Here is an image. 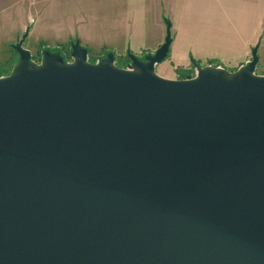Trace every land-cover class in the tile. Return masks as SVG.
Returning a JSON list of instances; mask_svg holds the SVG:
<instances>
[{"label": "water", "instance_id": "1", "mask_svg": "<svg viewBox=\"0 0 264 264\" xmlns=\"http://www.w3.org/2000/svg\"><path fill=\"white\" fill-rule=\"evenodd\" d=\"M47 49L0 77V264H264V75Z\"/></svg>", "mask_w": 264, "mask_h": 264}, {"label": "rangeland", "instance_id": "2", "mask_svg": "<svg viewBox=\"0 0 264 264\" xmlns=\"http://www.w3.org/2000/svg\"><path fill=\"white\" fill-rule=\"evenodd\" d=\"M190 5L187 0L177 1L171 10L166 3L163 11H147L142 20H137L136 14L142 15L143 11H135V5L123 18L117 17L120 13L112 17L118 4L97 0H0V77L9 75L19 64L20 54L13 44L22 38L36 63H41L47 49L60 51L65 60L72 62V44L79 40L89 51V62L97 63L113 52L116 65L129 68L133 63L130 53L144 59L165 41L166 18L173 23L174 39L168 56L157 65L161 76L194 77L197 73L194 59L202 66H223L234 71L252 59V48L256 45L260 56L256 74L264 75L262 35L257 38L249 35L253 27L248 23L237 27L234 20L227 19L219 20L227 24L224 27L218 25L213 30L206 27L202 29L204 35L192 36L191 26L198 29L199 19L188 17ZM198 5L193 3L191 7L197 9Z\"/></svg>", "mask_w": 264, "mask_h": 264}, {"label": "crops", "instance_id": "3", "mask_svg": "<svg viewBox=\"0 0 264 264\" xmlns=\"http://www.w3.org/2000/svg\"><path fill=\"white\" fill-rule=\"evenodd\" d=\"M102 1L103 3H111L114 6L118 4V9L114 8L112 12L115 16L116 13L118 16L125 18L127 15H124L135 5V11H143L142 15H137L136 18L141 19L144 17V13L147 11H156L160 12L165 9L167 3L168 8L171 10L175 8L176 2H184L185 0H97ZM188 3H198L197 9H193L190 5L188 10V17H193L199 19V28L195 30V26H191L192 36H198V33L205 34L202 29L208 27L209 30H213L215 26L218 25H227L225 22H219V20H234V26L239 27L248 23L253 29L248 32L249 35L258 36L262 35L264 37V0H187ZM174 4V5H173ZM100 7H104L100 6ZM98 7V8H100ZM106 10V9H105ZM248 20V22H245ZM259 20L261 22H259ZM229 22V21H226ZM112 25L114 23L112 22ZM232 26V27H234ZM255 28V29H254ZM236 32V31H235ZM235 34V33H233ZM94 34H92L93 36ZM201 36V35H199ZM203 37V36H202ZM201 37V38H202ZM97 37H95L96 39ZM200 38V39H201ZM251 38V37H249ZM234 39V38H232ZM231 39V40H232ZM199 40V39H197ZM111 42V39L109 40ZM196 41V40H195ZM159 41L156 40V43ZM111 46V45H109Z\"/></svg>", "mask_w": 264, "mask_h": 264}]
</instances>
